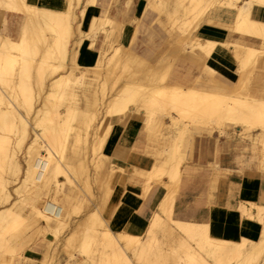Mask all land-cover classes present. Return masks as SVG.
Listing matches in <instances>:
<instances>
[{
  "label": "bare ground",
  "instance_id": "6f19581e",
  "mask_svg": "<svg viewBox=\"0 0 264 264\" xmlns=\"http://www.w3.org/2000/svg\"><path fill=\"white\" fill-rule=\"evenodd\" d=\"M151 1L157 4V10L164 12L168 17H172V24H175V20H179V22L182 21V25L186 26L190 24L191 26L192 24L196 25L195 22L193 23V20L197 17L194 8L199 3L201 4L202 1L205 3L204 0H188L186 3L183 0ZM170 2L172 3L171 5ZM215 2L234 9V31L240 33L241 36L249 34L264 40L263 22H256L250 15L252 5H264V0H208L205 5L206 8ZM88 3L96 4V0H66L64 9L39 5L28 0H0V19L4 20L6 13L10 12L9 16L15 17L20 22L16 37H13L6 30L0 32V251L3 250L10 254L13 252V243L15 239L17 241L20 238L22 231L20 224L26 216H34L33 220L38 217L45 218L46 222H48V228L54 229L53 232L56 233L55 229L57 228L54 222L60 223L61 227H63L67 224L71 213L70 209H72V212L78 213L80 208L76 205L77 203L72 205L67 197H62V200L60 199L59 203H57L56 210L53 211V202L56 200L58 191L60 192L61 190V181H66L72 186L79 188L84 196L90 200L94 198L93 191L87 185V178L82 176L87 169L86 163L78 164L74 156L78 153L76 150L79 147L88 149V125L95 116L93 113V115L88 114V109L78 108L70 103L72 84L76 82L82 84L79 79L84 75L85 68L89 66L100 70L95 86L99 89V85L102 83L101 86L104 87L102 90L100 86V96L97 98L96 104L97 106L104 104V115L102 116L104 119L114 121L118 118H125L126 116L124 117V115H127L126 110L128 111V109H132L134 112H142L146 117L142 126L145 135L150 136L149 130L152 127L150 126V129H148V124L150 120L152 121L155 113L159 112L161 116H169L172 120V124L175 127L173 128L175 130L173 132L174 137L178 141L174 139L168 149L163 147L158 152V155L161 153L159 157H163L164 159H162L165 161L168 160L166 163L171 164L172 160H176L175 163L171 165L165 164L166 166H164L163 163L165 162H162L163 165H160V163L158 167L150 168L145 175L142 186L144 194L155 183L162 184L166 188L162 200L157 205V210L153 212L145 228V232H147L145 240L141 242L138 239L128 240V238L133 237L132 233L119 228L113 231L111 236L106 235L102 241L98 242V245H94L90 241L91 232L87 229L84 232L85 240L82 242L85 254L88 257L90 254L93 256L96 250H100L99 264H123L124 262L126 263V259L123 255L121 256L122 250L133 249L134 259L141 264H167L166 260H163L159 254L149 256L148 253L151 248V242L154 239V233L157 231H168L177 239L178 248L183 254L180 258L184 259L188 264H210L206 257L211 258L215 264H264V262H261V260L264 261L263 204L256 202L238 204L237 209L241 216L238 240L215 238L208 230V223L178 220L172 217L171 212L173 198L178 187V177L176 176L180 173V161L184 158L181 150H179V143L180 141L182 143L183 136L186 138L188 133L191 132H188L186 123L183 126H178V123L188 119V121L191 120L190 122L197 124L193 125L195 126L193 130L217 132L218 136L225 132L224 129L227 126L238 128L239 131L242 129H254L258 131V135L261 137L259 140L262 143L261 139L264 137V95L256 93L249 86V80L254 70V63L251 65L252 59L250 60V58L252 55L253 58L254 55L256 57L257 54L255 52L257 53V51L240 43L231 45L233 47L231 50H233L235 61L237 62V78L228 93L208 91L207 89L209 88L199 90L192 86L193 82L197 83L200 80L206 83V86L209 85L207 87L215 86L213 81L214 69L210 67L208 59H200L201 52L210 58L215 49L218 42L211 39H206L205 41L195 39V42L191 43V46H195L196 49H193L192 52L188 50V54L197 62L196 64L201 63V66H198L195 76L190 78L189 81L186 80V88H182L180 83L165 86L162 84L163 86L158 87L159 82V84L155 83L154 86L150 83L152 84V89L151 87L149 89L142 88L141 85L144 83L141 80L143 83L141 84L139 79L138 83L140 84L134 82V80H137L134 75L136 77L137 74H135V69L133 72L131 70L132 67L130 66L131 69L129 67L131 62L132 65L134 64L136 55L133 51L120 44L111 46L112 50L110 49L109 53H107V49L99 48L94 61L91 64H83V68L81 66L82 69H79L80 63L77 61L79 48L77 46L83 40L81 38L93 32L94 29L102 28L109 21L106 17V20H100L95 18V16H88L86 11ZM76 8L79 9V12H76ZM198 19H200V16ZM87 23H89L90 28L87 34H84L82 28L87 26ZM109 24L111 26V23ZM111 27L113 28V25ZM114 28H116L115 25ZM111 30H109V33H111ZM224 45L226 46L225 43ZM261 52L264 54V50ZM254 59L253 61L255 62ZM151 68L149 65L150 71L148 72L149 69L147 68L145 72L147 74L152 72ZM121 69L127 74L124 73L126 77H124L123 81H121V78H123L121 75L123 74H118ZM61 70L63 71L62 73L59 72ZM75 70H78V72L76 73ZM257 70L264 72V68L255 69L256 72ZM162 71L164 70L162 69ZM162 71L160 70V72ZM58 72L59 74L54 76ZM146 73H144L145 76L143 75L144 78L148 76H146ZM164 77L166 78V76ZM121 82L123 83L122 89L116 91ZM106 83L109 84L108 91L111 93L115 91L116 93H113L107 101L105 93L107 94L108 91L104 90ZM156 84L157 86L155 87ZM33 86L37 90L36 96L33 93ZM82 86L84 85L82 84ZM51 98H53L52 101ZM62 98L63 101L61 102L60 99ZM38 99L40 101L36 105ZM61 105H63V110L59 109ZM135 113L134 115L136 116ZM30 115H34L33 136L29 130L31 126L29 124ZM162 119L161 122H163ZM153 121L155 122V120ZM152 122H150L151 125L153 124ZM112 123H109L107 131L105 130L106 133H108ZM105 136L96 138L93 144L97 143L98 147H100ZM153 137L149 138V141ZM161 139L163 140L162 137ZM26 140L27 144H29L27 152H29L31 146L34 147L35 151L32 169L39 172L43 170L45 173L50 164L48 178H45L43 173V184L50 182V186L45 187V194L48 195L46 200H42L41 197L32 198L31 194H34L39 188L35 190L26 188L24 178L21 176L23 174V166L18 152L21 150L22 143ZM93 144L92 148L94 150L96 147ZM259 149L260 151L262 150L261 147ZM66 152L67 154H64ZM164 152L165 155L162 154ZM218 153L219 148H217L216 155ZM115 157L117 156L115 155ZM113 168H108L107 172V175L111 178L112 175L114 176ZM169 179H172V185H170ZM15 182L16 185L11 186ZM110 186L111 184L109 183L104 188L103 204L107 203L106 200L111 190ZM252 208L256 209V215L251 212ZM114 211L113 209V213H115ZM254 219L257 220L255 223H261L259 237L257 238L252 237L253 228L251 224H253ZM11 222L18 223L19 226H7ZM173 225L184 232L194 242L195 246H192L185 237L178 235L179 233H174ZM6 233H10L8 236L14 240L11 244L6 242ZM35 234L38 233L36 232ZM250 234L252 235L250 236ZM56 236L57 234L54 237ZM29 237L34 238L31 234L26 239H29ZM247 238L251 240L248 249L244 248ZM26 241L22 243L21 240L22 245ZM9 244L13 245V248ZM106 248H109L108 254L105 251ZM15 249L14 252L16 251ZM12 257L11 259L8 258L12 260ZM231 260H234V262L232 263ZM9 261H6L4 257L0 258V264H11V261ZM80 263L84 264L83 262ZM174 263L177 264L178 261L174 259Z\"/></svg>",
  "mask_w": 264,
  "mask_h": 264
},
{
  "label": "crops",
  "instance_id": "0c3cea01",
  "mask_svg": "<svg viewBox=\"0 0 264 264\" xmlns=\"http://www.w3.org/2000/svg\"><path fill=\"white\" fill-rule=\"evenodd\" d=\"M28 1L61 9H64L66 5V0ZM259 5H252L250 15L256 22L259 21V23L263 22L262 24H264V5ZM147 6L166 15L157 10L152 1L149 0H100L98 4L88 5L86 11L88 16H95L101 20L107 18L111 21L110 23L113 21L112 24L116 26L114 40L117 43L115 45L120 44L128 49L141 48L144 56L153 58L157 57V54L151 52L147 54L149 48L151 51L158 52L161 48L169 46L171 33L159 24L158 14L149 11ZM8 15L10 12L6 13V16ZM206 17L213 23L202 22L195 29L194 36L196 35L202 41L206 39L216 40L218 43L209 60L215 66L223 64L231 69L221 68L219 78H216L215 74L213 75L215 87L225 91L227 86L233 87L234 85L237 78V62L233 50H231L234 43H240L257 51L258 69L264 68V54L261 52L264 50V40L249 34L241 36L240 33L234 31V9L215 2L207 12ZM14 23H16L18 31L20 22L15 18ZM9 25L6 17L4 20L0 19V32L5 30L10 32ZM86 27H89V23ZM110 27H105V30L109 31L112 28ZM89 43V40L85 41L81 51H78L77 61L80 64H91L98 54V49L107 46L105 31H101L98 35L94 44L95 48L89 46ZM228 43L229 45H227ZM202 58L206 60V58ZM202 58L200 59L202 60ZM196 63L188 53L179 56L173 64L170 78L173 81H175L174 78L189 81L196 75L198 66H201V63ZM232 68L236 70H232ZM262 71L257 70L252 74V90L256 93H263L261 91L264 90V72ZM98 78L99 72L97 70L90 68L85 71L84 79L87 87H94ZM197 84L204 86L206 83L198 81ZM76 101L79 102V106H85L87 109L97 106V96L95 97L89 92L78 94ZM142 122L143 120L138 116L121 119L120 122H117L118 132L113 136H108L103 141V144L108 142L106 153H108L107 156L110 157L117 172H114V176L112 175L113 179L110 177V182H112L110 183L109 200L107 199V203H104L105 206L102 204L101 208L102 218L112 228H122L127 232L139 235L143 234L153 212L157 210V205L166 192L165 186L157 183L152 184L146 191L147 193L144 194L142 191L145 175L154 164V157L148 154L150 151L149 138L151 137L145 135ZM185 139L186 145L191 146L193 144V149L187 156V161L180 168L181 178L178 181L177 191L171 206L172 217L178 220L208 223V230L213 237L238 240L241 221L237 213L239 202L250 201L264 205V168L260 169L254 165L249 156L246 159L249 165L240 166L239 161L242 160L240 157L245 152L243 150L238 151L232 142L223 144L217 132L193 130L188 133ZM217 148H219V153L216 155ZM261 164L260 161L258 165ZM106 170L107 168L102 171V176ZM113 209L115 213H113ZM256 221L254 220L251 224L253 228L252 237L254 238L259 237L261 229V223H255ZM41 252V250L36 249L30 250L29 258L37 260L36 255Z\"/></svg>",
  "mask_w": 264,
  "mask_h": 264
},
{
  "label": "rangeland",
  "instance_id": "374dc122",
  "mask_svg": "<svg viewBox=\"0 0 264 264\" xmlns=\"http://www.w3.org/2000/svg\"><path fill=\"white\" fill-rule=\"evenodd\" d=\"M149 1H151V0H149ZM183 1L185 3L188 2V0H183ZM207 1L208 0H206V1L204 0L205 3H203V1H202L201 4L199 3L194 8V10L196 11L195 14H197L196 15L197 19L195 18L193 20V23L195 22L196 25L192 24V26H191V24L187 25V26L186 25H182V21L179 22V20H175L176 21L175 24H172V20H171L172 17H168V16L164 15L163 13H158L156 10L150 9L147 6L149 11L158 14L157 16H158L159 24H161L164 28H167L169 30V32L171 33V39L169 41V46H167L165 48H161L158 52L151 51V48H149V52L147 54H149L150 52L153 53V54H157V57H153V58L148 57V56H144V52L141 51V48H138V49L129 48L136 55V60L133 62L134 64L132 65V62H131V64H129V67L130 66L132 67V69H131V67H130V69L133 72H134V69H135V74L138 75V76L136 75V77L134 75V78L137 79V80H134L135 83H138V79H139L140 82L142 80V82L144 84L142 82H141V84H143L144 86L141 85V87L142 88H146V89L147 88L149 89L150 87L152 89V84L154 86L155 83H157V84L160 83L158 85V87H161L163 85L165 86V85H168V84H179L180 83L182 88H186L187 81H183L182 78L181 79L180 78H174L175 81H173L170 78V76H171L170 74L172 73L171 69L173 67V64L175 63V61H177V58L179 56H181L183 54H186V53H189V51L192 52L193 49H196L195 46H191V43L195 42L194 41L195 39H199L198 37L194 36V31L202 22H204L207 19V17H206L207 16V11L210 10V8L214 5V3H213L211 6H207V8H206L205 5H206ZM99 2H100V0H97L96 4H98ZM93 4L95 5V3H93ZM152 4H153V6L155 8H157V4L156 3H154L152 1ZM87 5H90V4L88 3ZM201 6L202 7L204 6L203 8H206V9H203ZM196 9H198V10H196ZM198 11H199V13H198ZM76 12H79L78 8H76ZM199 16H200V19H198ZM6 19H8V23L10 24L9 25L10 33H13L12 34L13 37H16V35H17V27H16V23H14L15 22V18L8 15V16H6ZM99 19L101 20V18H99ZM207 20L205 22L213 23L211 20H209V19H207ZM109 23H110L109 21H108V24L106 22L103 25L102 28L94 29V31L90 32L89 34H87V32L89 31L90 27L84 26L82 29L84 30V34H87V36L85 35V36H83L85 38H83V37L81 38L83 40H81L82 43L80 42V44H79L80 46L79 45H78L79 47L77 46V48H79L78 50L81 49V47L83 46V43L85 41H87V40H89V42L91 44H93L91 47L95 48L94 44L96 43L98 35L101 33V31L102 32L105 31V40L107 42V46L102 47V48L103 49H107L108 50L107 53H109L112 50L111 46L113 47L115 45V43H117L114 40L115 34H116V28H114V26H113L114 30H113V28H111L112 29V30L110 29L111 33H109L110 31H106L105 30V27L110 26ZM112 25H114V24L111 23V26ZM180 26H181V28H180ZM188 31H189V33H188ZM112 32H113V34H112ZM107 38H108V40H107ZM190 39H192V40H190ZM125 48H127V47H125ZM255 54L258 55V53H256V52H255ZM257 55H256V57L254 55L255 59L253 58V55L250 58V60L252 59L251 65H252V63H254V70L252 71V74L255 71V69H257L258 66H259V63L257 62ZM202 57L208 59V61L210 62L209 65H210V67L212 69H214V71H215L214 74H215L216 78H219L220 73H221L220 72L221 68L229 69V68L225 67L223 64L215 66L214 64H212L211 60H209L210 58H208L203 52H201V57L200 58H202ZM139 58H141V59H139ZM253 59L255 60V62L253 61ZM202 60H203V58H202ZM141 62H142V65H141ZM135 63H136V65H135ZM149 65L152 67L151 68L152 72H150L151 74L150 73L147 74L145 72L147 70V68L149 69ZM79 66H80L79 69L83 68V64H80ZM81 66H82V68H81ZM221 66H223V67H221ZM90 68L94 69L93 67H89L88 66V67L85 68V71L87 69H90ZM167 68H168V73H167ZM234 68H235V66H234ZM234 68H232V70ZM155 69H157V70L159 69V71H157ZM162 69L164 71H162ZM95 70H97V72L100 71L99 69H95ZM122 70L123 69H121L120 72L118 73L119 75H121V74L125 75L126 74L124 72V70L123 71ZM160 70L162 72H160ZM181 70H183V69H181ZM229 70H231V69H229ZM102 71H103V69H102ZM149 71H150V69L148 70V72ZM59 72L62 73L63 71L61 70ZM59 72L55 73L54 76L58 75ZM75 72L77 73L78 70H75ZM144 73H146V76L148 75L145 78H144V76H145ZM162 74L164 76H166V78ZM123 75H121V77H123V78H121V81H123L124 77H126L127 74L125 76H123ZM152 75H154V76H152ZM150 76H151V78H150ZM160 76H161V78H159ZM152 77H153V79H152ZM132 78H133V76H132ZM151 79H152V81H151ZM159 79L160 80L164 79V80H162L163 83H161L162 81H160ZM79 80L82 82V84L84 86H82V84H80L78 82L72 84V86H71L70 103L72 105L78 107V108L87 109L85 106H79L78 105L79 102L76 101V97L80 93L89 92L90 94H93L95 97L97 96V98H98L100 96V91L99 90H101L100 88L102 87L101 86L102 85V83H101L102 81L100 82L101 84L99 85V89H98L96 86L87 87L86 86L87 84H86L85 79H84V75ZM128 80H129V78H128ZM132 80H130V81H132ZM143 80H145V81H143ZM156 80H158V81H156ZM107 82L109 83V81H107ZM108 83L105 84L106 85L105 86L106 89L104 88V90H106V91H108V89H109V84ZM150 83H152V84H150ZM138 84H140V83H138ZM157 84L155 85V87L157 86ZM122 85H123V83L121 82L120 85L117 87L116 91L122 89V87H121ZM254 85H255V83H254ZM192 86L196 87L199 90H206L207 88H209V89H207L208 91L209 90L212 91V92L221 91V88H217L215 86L214 87H212V86L211 87H207L209 85H207V86L206 85L198 86V84L196 82L193 83ZM249 86L252 89V87H253L252 75H251L250 80H249ZM103 87H102V90H103ZM227 87H228L227 90H225V91L222 90V92H227L228 93L229 90L232 88V86H227ZM32 89H33L34 95L36 96L37 95V92H36L37 90H36L35 86H33ZM261 92H263V93H261L260 95H264V90H262ZM113 93L116 94L115 91L114 92L112 91V93L110 91H108L107 94L105 93L106 101L108 100V98ZM52 100H53V98H51V101ZM39 101H40V99H38L36 105L39 103ZM60 101L62 102L63 98L60 99ZM106 101H105V103H106ZM97 107L96 108L90 107L88 109L89 111L87 110L88 114L89 113H90V115L94 114V116H95L94 119L92 120V122L88 125L89 134H88L87 137H88V140H89V147H88V149H86L84 147H79L76 150L78 153L74 156V157H76L74 159L77 160L78 164H81L82 162L86 163V168L87 169L82 174V176L87 178V185L89 186L90 190L93 191L94 198H92L90 200L89 198L84 196V194L80 191L79 188L72 186L71 184L67 183L66 181H61V190H60V192L58 191V194L56 196V200H54V202H53L54 203L53 204L54 205L53 211L56 210L57 203H59L60 199L62 197H67L72 205H74L73 204L74 202L77 203L76 205L79 206V208H80L78 210L79 214L72 212V209H70L71 213L69 214V218H68L67 224H65L63 227H61L60 223L58 224L57 222H54L55 223L54 225L57 228V229H55L56 233L53 232L54 229L48 228V222H46L45 218L38 217L37 219L33 220L34 216H30V217L26 216V217H24L23 221H21V224H20L21 225V229H22L21 234L19 236L20 238L17 241H16V239L14 241L13 238L8 236V235H10V233H6V242L11 244V242L14 241V243H13L14 246L13 245L12 246L14 247V249L16 248L15 249L16 251L14 252V249H13L12 251L14 253L12 252L10 254V253H8L6 251L1 250L0 251V255H1L0 258L4 257V259L6 261H9L11 259V257L13 256L12 260H10L11 264H34V263H37V264H81L80 262H83L84 264H99V258L101 257V251L100 250H96L94 252L93 256L90 254L89 257H88L85 254L84 250H83L82 242L85 240L84 239V232L87 229H89V231L91 232L90 233V237L91 236L92 237L90 238L91 239L90 241H92L94 245H98V242L102 241V239L105 238L106 235L111 236L112 232L116 230V229L112 228V226L110 224H108V222H106L101 216V208H102V204H103L102 197L105 194L104 193L105 192L104 188H105L106 184L111 183L110 182V176L107 175L108 174L107 173L108 172V168L114 167V165H113V163L110 162L111 160L107 156L108 153H106L107 152L106 146H107L108 142L104 143V144L102 142L101 146L98 147L97 143L93 144V141L96 140V138H98L100 136H105L106 135L105 138H104V139H106V138H108V136H113L114 134H116L118 132V130H119L117 122H120L121 119H125L127 117L135 116L134 113L136 111L134 112L132 109H128V111L126 110V114L127 115H124V117L125 116L126 117L125 118H121L120 120L112 123L108 133H106V131H107L106 129H107L109 123L112 122V121L106 120V119H104V117H102L104 115V107H105L104 104H102V105L100 104V106L98 105ZM59 109L63 110V105H61ZM131 114H132V116H131ZM135 114H136V116L140 115L138 117H140L142 120H144L146 118L145 115L142 112H136ZM33 117H34V115H30V117H29V119H30L29 124L31 125L30 128H29L30 134L33 133L32 132V125H34ZM161 119H162L163 122H161ZM153 120H155V122ZM152 121L150 120V122H152L155 125L152 124L153 125L152 126L150 124V122H149L150 125L148 124V129H150V126L152 128L149 130L150 132L149 131L148 132L150 134V137L154 136L153 137L154 139L152 138L151 141L149 142L150 151H148V154H151L154 157V164L155 165L153 167H156V166L158 167L160 163H161L160 165L164 164V166H166L165 164H168V163H166V162H168V160L165 161V160H163L164 159L163 157H162L163 159L161 158V156L159 157V155H161V153L158 155V152H159L160 149H163V147H167V149H168V147L171 145V143H173L172 141H174V139L178 141V139H176L174 137V133H173L175 131L173 128H175V127L172 124V120L170 119L169 116H165V115L161 116L159 112L155 113V116L152 118ZM190 121L191 120L188 121V119H184L182 121L183 123L182 122H180L181 124L178 123V126H180V125L183 126V124L186 123V125H188V132L192 131L193 128L195 127L193 125H197V124H194V122H190ZM75 123H77V122L75 121ZM160 123H162V125H160ZM170 123H171V125H170ZM190 123H192V125L189 126ZM143 124H144V121H143ZM99 125H100V127H99ZM74 128L76 129V127H74ZM127 130H128V128H127ZM151 130H153V131H151ZM158 130H159V135H158ZM224 131L225 132L220 135L223 144L224 143L229 144V142H232L233 145L235 146V148H237L238 151L241 152V150H243L245 152L240 157V158H242L241 162L239 161V165L240 166L244 167L246 165H249L246 162V159L249 156V159L252 160L254 165L258 166L260 169L264 168V146L262 147V145L264 144V137L262 138L263 140L261 139L262 143H260L259 138H261V137L258 135V131L254 130V129H252V130H243L242 129L241 131H239L238 128H232L230 126L225 127ZM104 132H105V135H104ZM155 132L157 134L156 137H155V135H156ZM153 134H155V135H153ZM98 135H100V136H98ZM160 135L163 138V140L161 139V137H159ZM226 135H228V136H226ZM32 136H33V134H32ZM238 136H240V137H238ZM157 137H159V138L157 139ZM159 139H161V140H159ZM168 139H169V141H168ZM252 139L255 140V141H253ZM157 142H158V144H157ZM92 144H93V146L96 147L94 150L92 148ZM179 144H180L179 150H181V154L184 157L180 161L179 168H181V165L187 161V156H189L190 152L192 151L193 144L191 146L190 145L189 146L186 145L185 136H183L182 143L180 141ZM28 145L29 144H27V140L24 141L22 143V145H21L20 152H18V154H20V160H22L21 164L23 166V171H22L23 174L21 176H22V178H24V182H25L26 188H29L30 190H35L36 188L37 189L39 188L38 190H36V192L34 194H31L32 198L41 197L42 200H46V199H48V195L45 194V192H46V188L45 187L46 186L49 187L50 186V182H47L44 185L43 184L44 183L43 182V179H44L43 178V173H44V171L42 170L41 172H39L37 170L32 169V162H33V159H34L35 151H34V147H32L30 145L31 148H30L29 152H27ZM253 147L255 148V150H254ZM260 147L262 149L261 150L262 152L259 149ZM64 154H67V152L64 153ZM162 154L165 155V152L162 153ZM22 157H23V159H22ZM173 161L174 160H172V162L170 161L171 164L172 163L174 164L176 160L174 162ZM182 161H183V163H182ZM260 161H261L262 164L258 165V163ZM162 162H165V163L162 164ZM171 164H168V165H171ZM49 165H48V168H49ZM48 168L46 169V171L44 173L45 174V176H44L45 178H48L47 176L50 173ZM106 168H107V170H106L105 174L102 176L101 173ZM113 170H114V172H116L115 168H113ZM176 177H178V181H180L181 170H180V173L178 174V176H176ZM60 179H62V178H60ZM169 181H170V185H172V183H173L172 179H169ZM16 182L14 184H12L11 186L16 185ZM11 186H10V188H11ZM74 199H75V201H74ZM249 202L250 201H247V203L239 202V204L240 203L248 204ZM19 203H21V202H19ZM251 212L256 215L257 211H256L255 208H252ZM237 213L240 216L239 210H238ZM12 225L19 226L18 223L16 224V223H13V222L9 223L7 226H12ZM173 231H174V233H177V234L179 233L178 235L185 237L188 240V242L191 243L192 246H195L194 242L184 232H182L177 227H175V225H173ZM36 232L38 234H35ZM31 234H32V236L34 238L32 239L31 237H29V239H26ZM55 234H57L56 237H54ZM252 234H250V236ZM132 235H133V237L128 238V240L138 239V241L141 242V241H144L145 238L147 237V232H145V230H144L143 234H141V235L134 234V233H132ZM54 238H55V240H54ZM21 240H22V243L25 240H27V241L25 242L24 245H22ZM250 243H251L250 238H247L246 241H245L246 246L244 248L248 249ZM33 249L42 251L40 254L36 255V257L38 258L37 260L29 258V251L33 250ZM17 250H19V251H17ZM105 251L108 254L109 253V248H106ZM132 251H133V249L122 250L121 256L123 255V257H125V259H126V263L124 262L123 264H141L139 261H138L139 262L138 263L134 259ZM9 254H10V256H9ZM155 254H159L160 257L163 260H166L167 264H173L174 263V259H176V261H178L177 264H185V263L188 264V262H186V261H184V259L180 258L181 256H183V254L178 248L177 239L174 237V235L172 233H169L168 231H163V232L162 231H157L156 233H154V239L151 242V248L149 250L148 255L149 256H153ZM202 254L204 255V253H202ZM7 259H9V260H7ZM206 259H207V261L210 264H215L214 261L211 258L206 257ZM231 262L233 263L234 260H231ZM261 262H264V261L261 260ZM148 264H154V263H148Z\"/></svg>",
  "mask_w": 264,
  "mask_h": 264
}]
</instances>
